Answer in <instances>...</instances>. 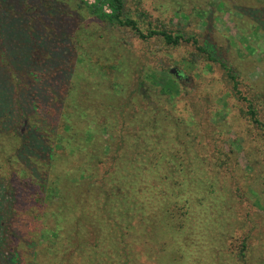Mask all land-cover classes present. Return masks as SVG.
I'll return each mask as SVG.
<instances>
[{
  "label": "trees",
  "instance_id": "16d2710c",
  "mask_svg": "<svg viewBox=\"0 0 264 264\" xmlns=\"http://www.w3.org/2000/svg\"><path fill=\"white\" fill-rule=\"evenodd\" d=\"M80 2L95 20L139 39L190 43L204 61L220 62L194 35L145 33L125 15L124 0ZM68 3L0 0V264H247V238L227 246L233 194L226 184L215 193L220 178L201 181L204 173L193 168L195 137L174 114L181 90L173 77L142 71L126 81L118 72L133 59H97L99 69H110L117 98L103 107L100 125L95 116L106 138L81 128L83 99L74 97L72 79L88 33ZM245 12L264 31V7ZM2 19L16 20L21 49L5 41ZM220 64L238 93L232 69ZM247 115L260 125L252 108ZM209 249L213 260L202 254Z\"/></svg>",
  "mask_w": 264,
  "mask_h": 264
},
{
  "label": "rangeland",
  "instance_id": "374dc122",
  "mask_svg": "<svg viewBox=\"0 0 264 264\" xmlns=\"http://www.w3.org/2000/svg\"><path fill=\"white\" fill-rule=\"evenodd\" d=\"M80 1L68 0V7L85 20L88 33L80 44L85 60L72 79L74 97L83 99L81 128L93 140L106 138L95 116H99L100 125L103 107L110 108L117 98L109 80L111 72L107 73L110 69H99L94 63L97 59L107 64L133 59L130 68L124 66L118 72L126 81L142 71L173 77L181 90L174 114L186 120L195 137L191 156L197 159L195 163L199 160V165L193 168L199 167L204 173L197 178L212 182L217 176L221 183L213 187L220 192L215 193H224L226 184L233 194L236 219L227 246L236 249L247 238L246 263L264 264V31L245 12L264 7V0H124L125 15L136 19L145 33L166 29L173 34L194 35L200 44L213 48L220 62L235 74L238 93L220 62L204 61L194 54L192 44L166 45L158 35L139 39L129 28L95 20ZM105 10L109 11L107 7ZM2 20L5 41L21 49L23 37L16 20ZM249 108L255 111L260 125L249 122ZM195 223L200 226L201 220ZM193 250H200L196 243ZM210 251L202 254H209L213 260Z\"/></svg>",
  "mask_w": 264,
  "mask_h": 264
},
{
  "label": "water",
  "instance_id": "95a60500",
  "mask_svg": "<svg viewBox=\"0 0 264 264\" xmlns=\"http://www.w3.org/2000/svg\"><path fill=\"white\" fill-rule=\"evenodd\" d=\"M170 71H171V72H173V71H174V69H171Z\"/></svg>",
  "mask_w": 264,
  "mask_h": 264
}]
</instances>
